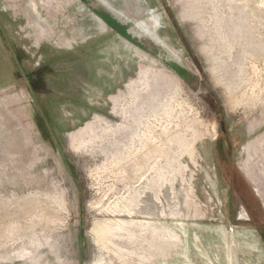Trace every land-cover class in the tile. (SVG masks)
I'll use <instances>...</instances> for the list:
<instances>
[{
    "label": "rangeland",
    "instance_id": "1",
    "mask_svg": "<svg viewBox=\"0 0 264 264\" xmlns=\"http://www.w3.org/2000/svg\"><path fill=\"white\" fill-rule=\"evenodd\" d=\"M0 264H264V0H0Z\"/></svg>",
    "mask_w": 264,
    "mask_h": 264
},
{
    "label": "flooded vegetation",
    "instance_id": "2",
    "mask_svg": "<svg viewBox=\"0 0 264 264\" xmlns=\"http://www.w3.org/2000/svg\"><path fill=\"white\" fill-rule=\"evenodd\" d=\"M221 134L224 135L223 138L224 141H219L221 145L227 144V149L225 151V156L218 155L217 159V165L219 169V174L223 182L225 183V186L228 188L229 191V199L231 201V205L229 206L230 212H235L237 208H235L234 200L236 197H239L241 201L243 202V206L247 209V214L249 216L248 221H241L242 219L239 216L238 223H234L236 226L242 225V224H249V223H255V225H258V216L262 213V211H256V214H253V207L251 204L248 203V200L241 195L239 192L241 184H247L248 179L245 176V174L242 172V170L239 168L238 164H236L235 161V149L234 144L232 143V137L230 135V129L229 127H225L224 125H221ZM222 149V148H221ZM255 193L258 196L259 204H262L260 201V197L256 191V189L253 187ZM233 203V204H232ZM261 206V205H260ZM233 209V210H232ZM260 227V224L258 225Z\"/></svg>",
    "mask_w": 264,
    "mask_h": 264
},
{
    "label": "trees",
    "instance_id": "3",
    "mask_svg": "<svg viewBox=\"0 0 264 264\" xmlns=\"http://www.w3.org/2000/svg\"><path fill=\"white\" fill-rule=\"evenodd\" d=\"M46 69H48V68H43V69H40L39 71H38V73H42V74H44V73H46ZM44 72V73H43ZM32 78L34 79L33 80V82L34 83H37V84H39L40 85V83L42 82V76H37V74H35L34 76H32ZM45 81H46V79H45V75H44V83H45ZM31 83L30 81H29V86L32 88V89H34L33 88V86L35 87V85H34V83ZM42 90H43V88H41ZM35 97L37 98V95L35 94Z\"/></svg>",
    "mask_w": 264,
    "mask_h": 264
}]
</instances>
